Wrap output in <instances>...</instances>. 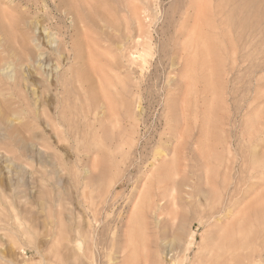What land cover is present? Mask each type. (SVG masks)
<instances>
[{"label":"rangeland","instance_id":"rangeland-1","mask_svg":"<svg viewBox=\"0 0 264 264\" xmlns=\"http://www.w3.org/2000/svg\"><path fill=\"white\" fill-rule=\"evenodd\" d=\"M0 264H264V0H0Z\"/></svg>","mask_w":264,"mask_h":264},{"label":"bare ground","instance_id":"bare-ground-1","mask_svg":"<svg viewBox=\"0 0 264 264\" xmlns=\"http://www.w3.org/2000/svg\"><path fill=\"white\" fill-rule=\"evenodd\" d=\"M191 1V0H190ZM197 1H201V0H197ZM193 2V1H192ZM196 7V6H195ZM190 9H192V8H190ZM189 10V9H188ZM192 11V13L193 14H196V13H198V14H200V13H203L205 10H204V8H201V7H198V8H194L193 7V9L191 10ZM191 13V12H190ZM191 13V14H192ZM220 214V213H219ZM156 215V214H155Z\"/></svg>","mask_w":264,"mask_h":264}]
</instances>
